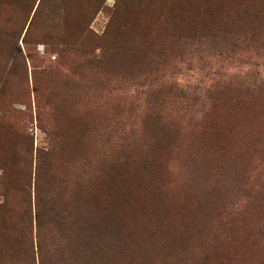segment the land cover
Returning <instances> with one entry per match:
<instances>
[{
  "label": "rangeland",
  "instance_id": "obj_1",
  "mask_svg": "<svg viewBox=\"0 0 264 264\" xmlns=\"http://www.w3.org/2000/svg\"><path fill=\"white\" fill-rule=\"evenodd\" d=\"M225 109L200 140L220 154L197 136ZM152 161L177 226L120 217L119 172ZM39 237L87 264H264V0H0V260Z\"/></svg>",
  "mask_w": 264,
  "mask_h": 264
},
{
  "label": "trees",
  "instance_id": "obj_2",
  "mask_svg": "<svg viewBox=\"0 0 264 264\" xmlns=\"http://www.w3.org/2000/svg\"><path fill=\"white\" fill-rule=\"evenodd\" d=\"M224 112L226 113L227 119L218 123L214 122L215 118L211 113L204 129L197 136L198 144L201 147L206 149L214 148L220 154V150H229L232 147L228 146L227 143L223 142L219 138H217L212 143H208V145L202 144V141H206V139L202 141L200 140L210 136L209 142H211L213 137V133H211V131L215 127H217V125L221 130L227 132L231 130L233 118L238 117L239 113H233L232 110L228 109H225ZM229 120H231V122ZM158 171V165L152 161L147 167L139 169L137 172L132 170H122L119 172L122 175L120 181V186L122 187L119 191H117L115 201L118 206L120 217L122 219H128L129 217L134 216L140 211H142V213L154 214L156 220L159 222L158 226L164 225L166 227H173V220L171 219L173 217L172 214H176L177 212L178 214L174 215V217H180V219H178L175 226L179 225L178 223L182 218L183 220L185 219L186 212L179 211L183 208V204L181 205L180 201L177 200V198L180 196H177L176 198L174 194L167 193L161 189L160 181L158 178ZM103 187L108 191L110 190V186L107 183L103 184ZM101 191V188L96 189L93 193V196L96 198L97 195V197L101 199L99 193ZM172 196L174 197V201L172 200ZM35 200V218L37 221V226L39 227L40 220L44 212H41L40 205L42 206V202L40 201L41 199L38 194H36ZM183 210L184 209H182V211ZM8 230L9 227L6 226L5 232L7 233ZM105 232H107V235V228ZM108 237L110 236L108 235ZM87 246H89L88 243L83 242L80 239L79 242H77L74 247H72V249H69L67 246H63L61 243L55 242L47 245V241L40 239L39 237L37 241L36 251H32V254L28 253V257L23 264H34L35 255L37 256L38 264H87L88 253L90 251L87 249ZM6 251H12V246H8L6 248ZM0 264H19V262H17L14 258L9 257L8 259H5L3 261L0 260Z\"/></svg>",
  "mask_w": 264,
  "mask_h": 264
},
{
  "label": "bare ground",
  "instance_id": "obj_3",
  "mask_svg": "<svg viewBox=\"0 0 264 264\" xmlns=\"http://www.w3.org/2000/svg\"><path fill=\"white\" fill-rule=\"evenodd\" d=\"M130 182V181H129Z\"/></svg>",
  "mask_w": 264,
  "mask_h": 264
}]
</instances>
